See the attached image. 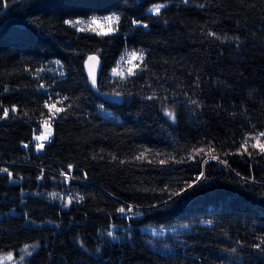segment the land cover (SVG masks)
<instances>
[{
    "label": "trees",
    "instance_id": "16d2710c",
    "mask_svg": "<svg viewBox=\"0 0 264 264\" xmlns=\"http://www.w3.org/2000/svg\"><path fill=\"white\" fill-rule=\"evenodd\" d=\"M110 13L116 32L68 23ZM124 52L142 59L122 78L111 71ZM261 133L264 0H0V254L264 264ZM159 226L179 227L172 246Z\"/></svg>",
    "mask_w": 264,
    "mask_h": 264
},
{
    "label": "rangeland",
    "instance_id": "374dc122",
    "mask_svg": "<svg viewBox=\"0 0 264 264\" xmlns=\"http://www.w3.org/2000/svg\"><path fill=\"white\" fill-rule=\"evenodd\" d=\"M108 17H118L117 13H110L105 16H92L86 19L78 18L74 19L72 21H68V23L71 26H74L80 30H86L91 31L95 33H112L116 32V24L118 21L113 19L111 22L108 21ZM95 20L97 23L93 24L92 21ZM79 21V23H77ZM111 29V31H109ZM135 54V56L133 55ZM142 59V54L137 52H124L121 57L119 58L115 68L111 71L112 75H117L122 78L129 76L133 73L134 69L137 67V65L140 63ZM51 136V127L48 121H45L44 124L41 126V132L38 136L35 137V143L37 146V143L41 141H47L49 140V137ZM37 137H40V139H37ZM44 137H47V139H44ZM43 150V149H42ZM61 198V197H60ZM64 201L63 206L68 205L67 199H61ZM34 225H37L39 227L42 226H54V223L51 222H42L41 223H32ZM179 229L178 226H159V230H153V236L155 239L158 240V242L162 243L163 245L172 246L170 241L167 239L168 237L171 238L173 236V233ZM116 228L114 226L109 227V229L106 231L105 236H108L112 240H120L121 235L115 234L114 231ZM111 232L112 235L109 236L108 233ZM180 233H178L179 235ZM29 251L27 248H21L17 249L15 252H8V253H1L0 254V264H23L24 260L27 256H29Z\"/></svg>",
    "mask_w": 264,
    "mask_h": 264
},
{
    "label": "snow or ice",
    "instance_id": "6c2138e0",
    "mask_svg": "<svg viewBox=\"0 0 264 264\" xmlns=\"http://www.w3.org/2000/svg\"><path fill=\"white\" fill-rule=\"evenodd\" d=\"M185 2H187V0H185ZM162 7H163V5L156 6L153 9H151V11H152L153 14H157L158 15L160 13ZM107 19H108L109 22H111L113 19H115L116 21H118L119 20V17H115V18L108 17ZM77 23H79V21H77ZM92 23L95 24V23H97V21L93 20ZM134 23H136V22L134 21ZM144 27H147V25H144ZM109 31H111V29H109ZM105 34H107V33H105ZM133 55L135 56V54H133ZM93 84H95V80H93ZM53 107H55V105H53ZM12 110L15 111V108H13ZM56 110H57V112H59L62 109L57 108ZM7 115H8V110L7 109H4L3 110V116L4 117H7ZM166 115H169L173 120L175 119L174 113L166 112ZM260 135L261 136H264V133H261ZM37 139H40V137H37ZM44 139H47V137H44ZM246 143L247 142L245 141V144ZM257 145L260 147L261 151H264V144H259V139H257ZM257 145H254V147L257 146ZM24 147H28V145L25 144ZM38 147L42 148L43 147V144L39 145ZM201 151H203V149H201ZM245 151H247V148L246 147H245ZM213 158H215V157H213ZM69 168L71 169V166H69ZM3 171H7V169H4ZM8 175L11 176V173H8ZM120 211L123 213L124 212V209L122 208V209H120ZM108 235L111 236L112 233L109 232Z\"/></svg>",
    "mask_w": 264,
    "mask_h": 264
},
{
    "label": "water",
    "instance_id": "95a60500",
    "mask_svg": "<svg viewBox=\"0 0 264 264\" xmlns=\"http://www.w3.org/2000/svg\"><path fill=\"white\" fill-rule=\"evenodd\" d=\"M102 70V61L99 55L92 53L90 54L84 63V73L86 77L93 82L98 80Z\"/></svg>",
    "mask_w": 264,
    "mask_h": 264
},
{
    "label": "built area",
    "instance_id": "2783aa9c",
    "mask_svg": "<svg viewBox=\"0 0 264 264\" xmlns=\"http://www.w3.org/2000/svg\"><path fill=\"white\" fill-rule=\"evenodd\" d=\"M47 142H48V140L47 141H41V142L37 143L36 150L39 151V152L42 151V149L47 144ZM41 144H43V147L42 148L38 147Z\"/></svg>",
    "mask_w": 264,
    "mask_h": 264
}]
</instances>
